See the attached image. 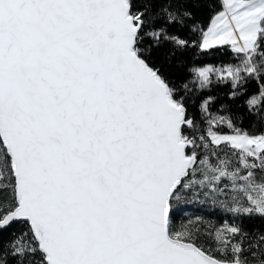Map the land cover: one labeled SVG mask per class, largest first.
<instances>
[{
	"label": "snow or ice",
	"instance_id": "snow-or-ice-1",
	"mask_svg": "<svg viewBox=\"0 0 264 264\" xmlns=\"http://www.w3.org/2000/svg\"><path fill=\"white\" fill-rule=\"evenodd\" d=\"M207 199L264 220V0H0V264H264V232L174 224Z\"/></svg>",
	"mask_w": 264,
	"mask_h": 264
},
{
	"label": "trees",
	"instance_id": "trees-1",
	"mask_svg": "<svg viewBox=\"0 0 264 264\" xmlns=\"http://www.w3.org/2000/svg\"><path fill=\"white\" fill-rule=\"evenodd\" d=\"M211 10L208 7H203L197 12V20L206 25L209 21ZM239 59L226 50L217 51L212 55H193L189 57V64L191 66H203V64H212L216 67L226 66L229 63H238ZM188 73L185 72V75ZM258 85L254 81H250L245 84L243 89V95L239 96L236 100H229L227 93L230 91V83H216L212 86L210 94L217 96L221 102L227 104V108L223 112L217 111V105L212 107L213 115H225L233 116L237 112H243L246 114L245 100L251 95L257 94ZM239 127H249V121L246 119L243 124L236 121ZM220 131L228 132L229 130L221 128ZM195 216H201L204 221L210 222L212 225L219 227L225 221L241 223L243 229L248 233H253L257 230L264 232V220L258 217H241L234 215L228 211L225 207L221 206L218 202L214 203L211 199L200 200V201H188L181 205L179 210L176 212L174 224L178 227L182 220L193 218ZM5 238H8L5 233Z\"/></svg>",
	"mask_w": 264,
	"mask_h": 264
}]
</instances>
